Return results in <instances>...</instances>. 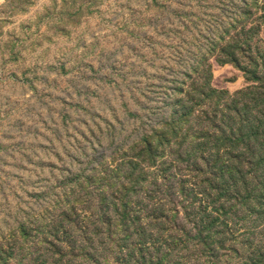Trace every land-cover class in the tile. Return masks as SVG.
<instances>
[{
	"label": "rangeland",
	"instance_id": "rangeland-1",
	"mask_svg": "<svg viewBox=\"0 0 264 264\" xmlns=\"http://www.w3.org/2000/svg\"><path fill=\"white\" fill-rule=\"evenodd\" d=\"M226 52L264 60V0H0V264L99 218L178 100L256 86Z\"/></svg>",
	"mask_w": 264,
	"mask_h": 264
},
{
	"label": "trees",
	"instance_id": "trees-1",
	"mask_svg": "<svg viewBox=\"0 0 264 264\" xmlns=\"http://www.w3.org/2000/svg\"><path fill=\"white\" fill-rule=\"evenodd\" d=\"M226 55L257 85L178 100L99 218L52 224L18 264H264V60Z\"/></svg>",
	"mask_w": 264,
	"mask_h": 264
}]
</instances>
